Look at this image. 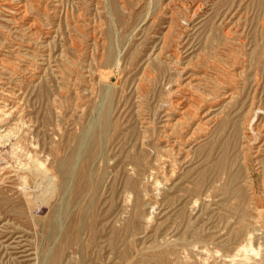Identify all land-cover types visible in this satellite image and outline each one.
Instances as JSON below:
<instances>
[{
    "label": "rangeland",
    "instance_id": "rangeland-1",
    "mask_svg": "<svg viewBox=\"0 0 264 264\" xmlns=\"http://www.w3.org/2000/svg\"><path fill=\"white\" fill-rule=\"evenodd\" d=\"M0 25V264H264V0H0ZM202 71L234 94L172 149Z\"/></svg>",
    "mask_w": 264,
    "mask_h": 264
},
{
    "label": "bare ground",
    "instance_id": "bare-ground-1",
    "mask_svg": "<svg viewBox=\"0 0 264 264\" xmlns=\"http://www.w3.org/2000/svg\"><path fill=\"white\" fill-rule=\"evenodd\" d=\"M7 1V0H6ZM105 1V0H104ZM16 2V1H15ZM18 2V1H17ZM21 2V1H20ZM23 3V2H22ZM22 3H20L21 5H19V6H15V7H17L16 8V10H15V13L14 14H12L13 16H11V17H14V18H19V19H23V21H24V23L26 24V29L29 31V32H33V31H37V30H34V29H36V24L34 23V22H32L31 21V18H30V16H29V14H28V9H27V7L24 5L26 2L24 1V4L22 5ZM6 4V3H5ZM14 4V3H13ZM7 5H9V3L7 4ZM198 5V4H197ZM110 6V5H109ZM7 7H9V6H7ZM7 7H5V8H7ZM199 7H202V6H200V4H199ZM10 8V7H9ZM5 10V9H4ZM198 10H200V9H198ZM197 10V11H198ZM5 12H6V10H5ZM10 13H11V11H9ZM13 12V11H12ZM193 12H194V10H193ZM196 12V11H195ZM33 13V12H32ZM4 14V13H3ZM3 14H1V15H3ZM190 14V13H189ZM234 14V13H233ZM232 14V15H233ZM10 15V14H9ZM172 15V14H171ZM81 16V15H80ZM193 16H195L194 15V13H193ZM192 16V17H193ZM2 17V16H1ZM6 18H8V17H6ZM228 18H229V16H228ZM11 19V18H10ZM188 19V18H187ZM186 19V20H187ZM194 19V18H193ZM15 20V19H14ZM192 20V19H191ZM227 20V19H226ZM229 20V19H228ZM12 21H13V19H12ZM224 21V20H223ZM181 22H183V21H181ZM230 22H231V20H230ZM11 23V22H10ZM173 23H174V21H173ZM185 23H186V21H185ZM184 23V24H185ZM13 24V23H12ZM11 24V25H12ZM17 24V23H16ZM187 24H188V22H187ZM19 25H20V23H19ZM233 25V24H232ZM1 26V25H0ZM180 26V25H179ZM182 26V25H181ZM229 27V26H228ZM228 27H226V28H228ZM233 27V26H232ZM1 28V27H0ZM171 28V27H170ZM4 29H5V27H4ZM49 29V28H48ZM182 29V28H181ZM25 30V29H24ZM27 30H25V31H27ZM225 30H227V29H225ZM228 31V30H227ZM3 32V31H2ZM28 32V33H29ZM7 33V32H6ZM226 33V32H225ZM229 33V32H228ZM178 34H179V32H178ZM231 34V33H230ZM26 35V34H25ZM30 35V34H29ZM226 35V34H225ZM2 36V35H1ZM27 36V35H26ZM179 37H182L183 36V33H182V31H181V34H179L178 35ZM226 36H228V35H226ZM177 37V36H176ZM179 37H178V39H179ZM181 39V38H180ZM232 39V38H231ZM167 40V39H166ZM166 40H165V42H166ZM105 41V40H104ZM177 41V40H176ZM175 41V43H177L176 45L177 46H175V47H173V48H171L170 49V53L169 54H172V55H177L178 53H177V51H178V49H180L179 47V45L181 44V42H179V41H177L176 42ZM166 43H168V40H167V42ZM166 43H163V44H166ZM169 43H171V42H169ZM4 44V43H3ZM6 44H8V43H6ZM14 44V43H13ZM162 44V45H163ZM168 44H166V46H167ZM1 46V45H0ZM171 46V45H170ZM6 47V46H5ZM15 47V46H14ZM19 47V46H18ZM7 48H8V46H7ZM12 48V47H11ZM20 48V47H19ZM118 48V47H117ZM162 48V47H161ZM164 48V47H163ZM16 50V49H15ZM17 50H18V48H17ZM24 50V49H23ZM109 50V49H108ZM164 50V49H163ZM3 51V50H2ZM11 51V50H10ZM32 51V50H31ZM264 51V50H263ZM6 52V51H5ZM8 52V51H7ZM12 52V51H11ZM16 52V51H15ZM162 52V51H161ZM160 52V53H161ZM9 53V52H8ZM168 53V52H167ZM11 54H13V53H11ZM159 54V53H158ZM181 54V53H180ZM118 55V54H117ZM157 55V54H156ZM161 55V54H160ZM162 55H163V53H162ZM264 55V54H263ZM12 56V55H11ZM182 56V55H181ZM234 56V55H233ZM16 57V56H15ZM170 57V56H169ZM262 57V56H261ZM118 58V57H117ZM117 58H116V60H117ZM154 58H156V56L154 57ZM158 58V57H157ZM166 59V58H165ZM178 59H179V57H178ZM178 59H177V61H178ZM259 59V58H258ZM109 59H107V61H108ZM155 60V59H154ZM155 61H157V60H155ZM158 61H160L159 59H158ZM172 61H176V60H172ZM172 61H171V63H172ZM217 61V60H216ZM263 61V60H262ZM261 60H260V62H262ZM118 62V61H117ZM174 62L172 63L173 64V66H174ZM109 63H110V61H109ZM171 63H169V65L171 64ZM176 63V62H175ZM214 63V62H213ZM218 62H216V64H217ZM220 63H221V60H220ZM108 64V63H107ZM119 64V63H118ZM178 64V63H177ZM180 65H181V63H179ZM223 64V63H222ZM221 64V65H222ZM176 65V64H175ZM186 65H187V63H186ZM218 65V64H217ZM220 65V68L219 67H217V68H219V69H221V67H223V65L221 66ZM172 66V65H171ZM184 66V65H183ZM215 66V65H214ZM182 67V66H181ZM185 67H190V66H185ZM166 68V67H165ZM174 68V67H173ZM184 68V67H183ZM180 69V70H178V74H179V72H180V76H179V78L181 77V75L183 74V71H184V69ZM209 68V67H208ZM214 68H216V67H214ZM225 68V67H224ZM119 69V68H118ZM175 69V68H174ZM226 69V68H225ZM171 70V69H170ZM216 71V70H215ZM219 71V70H218ZM225 71V70H224ZM19 72V71H18ZM111 72V71H110ZM15 73V72H14ZM16 73H17V71H16ZM15 73V74H16ZM20 73V72H19ZM100 74V76L102 77V78H108L109 77V75H108V72L107 73H105L104 71H100L99 72ZM193 73H195V71L193 72ZM216 73H218V72H216ZM220 73V72H219ZM187 74V73H186ZM192 74V73H191ZM213 74V73H212ZM209 75V73L207 74L206 72H204V71H202V72H199L198 74H196V75H191V76H189L190 77V79L185 83H182V82H179V84H177L178 86H177V88H175L174 90H172L171 89V92L169 91V93L172 95V96H174L175 98H173V99H171L170 101L171 102H169L170 103V105H168L169 107H168V109H167V115H165V116H167V118H165V121L163 122L162 121V123H164L163 125H164V127H166L167 129H170L171 131H169L168 133H167V131L165 130V133H167V136H169V138H170V143H171V148L172 149H178V148H180L179 146L182 144L181 143V140H180V137H179V135H178V137L176 136V135H174V134H176L175 132L177 131V128H178V125L179 124H182L183 125V123H187V125L190 127V129H192L191 130V132L189 133V135L188 136H186L185 134V139H183V140H185V142H188V140H190V139H192V138H194V135H196V134H193L194 133V131L195 130H198V128H203L204 126H206V123H209L210 124V122L211 121H213V119L215 118V117H217V116H215V114L213 113V115L211 116L210 114L212 113V112H210L211 110L208 108L209 106L210 107H212L213 105H207L208 104V101L209 100H211L212 101V99H214V98H217L218 96L222 99V100H220V101H223L224 99H226L227 97H230V96H233V94H234V90H230V89H228V90H225L223 93H222V91H221V93H219L220 95H216L217 97H215L214 95H213V93H210V94H212V95H210L209 96V94H207V96L205 95L206 93L204 92V93H200L199 92V90L197 91V88L198 89H200L201 90V87H204V86H207V85H209L210 86V84H209V82L212 80V77L211 76H213V75ZM18 75V74H17ZM221 75H222V73H221ZM221 75H219L220 77H221ZM224 75V74H223ZM223 75H222V77H223ZM228 75V74H227ZM153 76V75H152ZM218 76V75H217ZM15 77H17V76H15ZM192 77V78H191ZM226 77V76H225ZM176 78H178V77H176ZM182 78V77H181ZM224 78V77H223ZM109 79V78H108ZM214 79H216L215 77H214ZM219 79V78H218ZM101 80V79H100ZM186 80V79H185ZM220 80V79H219ZM222 80V79H221ZM224 80H226V79H224ZM93 81V80H92ZM103 81H104V79H103ZM107 81V80H106ZM215 81V80H214ZM219 82V84H220V82L221 81H218ZM223 83V82H222ZM110 84V83H109ZM214 84V83H213ZM106 85V84H105ZM225 85H228V84H225ZM11 86V85H10ZM213 86V85H212ZM215 86V85H214ZM213 86V87H214ZM106 88V87H105ZM210 88H211V86H210ZM215 88V87H214ZM206 89V88H205ZM212 89V88H211ZM213 90H215V89H213ZM224 90V89H223ZM204 91V90H203ZM216 91L218 92L219 90H217L216 89ZM210 92V91H209ZM237 92H235V94H236ZM5 97H6V95H5ZM105 97V96H104ZM2 99V98H1ZM170 99V98H169ZM219 99V98H218ZM4 104V103H3ZM168 104V103H167ZM217 104V103H216ZM6 105V104H5ZM219 105V104H218ZM217 105V106H218ZM110 106V105H109ZM6 107V106H5ZM4 107V108H5ZM8 107V106H7ZM6 107V108H7ZM10 107V106H9ZM167 107V106H166ZM254 107V106H253ZM1 108V107H0ZM2 108H3V106H2ZM5 108V109H6ZM109 108V107H108ZM209 109L208 111H206V109ZM215 108V107H214ZM222 108V111L221 112H223V107H221ZM220 108V109H221ZM226 108V107H225ZM255 108V107H254ZM258 108H259V106H258ZM257 108V109H258ZM11 109V108H10ZM9 109V110H10ZM16 109H18V108H16ZM110 109V108H109ZM165 109V108H164ZM213 109V108H212ZM216 109H217V107H216ZM250 109V108H249ZM261 109H263V108H261ZM4 110V109H3ZM13 110V109H12ZM2 111V110H1ZM109 111V110H108ZM107 111V112H108ZM263 111V110H262ZM157 112V111H156ZM172 112H175V113H177L178 114V116L175 118V120H173V121H171V116L173 115L172 114ZM264 112V111H263ZM9 113V112H8ZM109 113V112H108ZM107 113V114H108ZM216 113V112H215ZM226 113V112H225ZM250 113V112H249ZM6 114V113H5ZM12 114V113H11ZM106 114V113H105ZM219 114H221V113H219ZM224 114V113H223ZM229 114V113H228ZM253 114V113H252ZM254 114H255V112H254ZM257 114V113H256ZM0 115H1V113H0ZM9 115V114H8ZM157 115V114H156ZM217 115V114H216ZM225 115V114H224ZM230 115V114H229ZM222 116V115H221ZM109 116H107V118H108ZM227 116H225V118H226ZM253 117H255V116H253ZM228 118V117H227ZM8 119V118H7ZM219 119V118H218ZM23 120V119H22ZM109 120V119H108ZM216 120V119H215ZM214 120V121H215ZM106 121V120H105ZM110 121V120H109ZM217 121V120H216ZM107 122V121H106ZM105 122V123H106ZM249 122V121H248ZM251 122V121H250ZM208 124V125H209ZM215 124V123H214ZM213 124V125H214ZM248 124H250V123H248ZM253 124H254V122H253ZM23 125V124H22ZM105 125V124H104ZM106 125H108V124H106ZM110 125V124H109ZM107 126V127H110V126ZM185 125V124H184ZM252 125V124H251ZM181 126V125H180ZM186 126V125H185ZM250 126V125H249ZM248 126V127H249ZM188 127V128H189ZM208 127V126H207ZM206 127V128H207ZM247 127V128H248ZM255 127V126H254ZM256 127H257V125H256ZM262 127V126H261ZM186 128H187V126H186ZM185 128V129H186ZM187 128V129H188ZM181 129V128H180ZM182 129H183V127H182ZM258 129V128H257ZM261 128H260V126H259V130H260ZM203 130V129H202ZM250 130V129H249ZM251 131V130H250ZM249 131V132H250ZM254 131V130H253ZM94 132V131H93ZM96 132V131H95ZM95 132H94V134H95ZM185 132V131H184ZM199 132H201V130L199 129ZM248 132V131H247ZM255 132V131H254ZM256 132H257V130H256ZM161 133V132H160ZM163 133V132H162ZM259 134H260V132H258ZM261 133H262V135L264 136V129H263V131H261ZM253 134V133H252ZM256 134V133H255ZM259 134H258V136H259ZM158 135H160V134H158ZM163 135H165V134H163ZM93 136V135H92ZM198 136V135H197ZM251 136V135H250ZM253 136V135H252ZM261 136V135H260ZM161 137H162V135H161ZM160 137V138H161ZM173 137V138H172ZM183 137V136H182ZM172 138V139H171ZM184 138V137H183ZM182 139V138H181ZM259 139V138H258ZM255 140V139H254ZM143 141V140H142ZM160 141V140H159ZM162 141H165V139L164 140H162ZM169 142V141H168ZM248 142H251V141H248ZM258 142V141H257ZM263 142V141H262ZM81 143V142H80ZM166 143H167V141H166ZM189 143H191V141L189 142ZM82 144V143H81ZM168 144V143H167ZM185 144V143H184ZM252 144V143H251ZM258 144V143H257ZM262 144V143H261ZM260 144V145H261ZM188 145V144H187ZM186 145V146H187ZM245 145V144H244ZM248 145V144H247ZM252 145H254V144H252ZM256 146V145H255ZM182 147V146H181ZM185 147V146H184ZM244 147V146H243ZM245 147H247V146H245ZM248 149H250V145H249V147H247ZM247 148H246V151H247ZM251 148H252V146H251ZM13 149V148H12ZM171 149V150H172ZM254 149H255V147H254ZM260 149V148H259ZM180 150V149H179ZM256 150V149H255ZM84 151V150H83ZM86 151V150H85ZM170 151V150H169ZM181 151H183L182 149H181ZM181 151H180V153H181ZM165 152V151H164ZM178 152V151H177ZM251 152V151H250ZM253 152V151H252ZM260 152V151H259ZM11 153V152H10ZM173 153V152H172ZM80 154V153H79ZM158 154H161L160 152H158ZM165 154V153H164ZM166 154H167V152H166ZM188 154V153H187ZM247 154V153H246ZM245 154V156H247ZM251 154V153H250ZM256 154H257V152H256ZM258 154H260V153H258ZM263 154V153H262ZM162 155V154H161ZM169 155H171V154H169ZM180 155V154H179ZM178 155V156H179ZM252 155V154H251ZM261 155V154H260ZM78 156V155H77ZM96 156V155H95ZM160 156V155H159ZM165 156V155H164ZM172 156H174V155H172ZM254 156V155H253ZM72 157H75V156H72ZM165 157H167L168 158V155L167 156H165ZM175 157V156H174ZM180 157V156H179ZM179 157L177 158V159H179ZM36 158V157H35ZM156 158H157V156H156ZM159 158V157H158ZM258 158V157H257ZM256 157H255V159H257ZM164 159V158H163ZM169 159V158H168ZM171 159V158H170ZM174 159V158H173ZM175 159H176V157H175ZM261 159V158H260ZM38 160V159H37ZM139 160H141V159H139ZM172 160V159H171ZM67 161H69V160H67ZM66 161V162H67ZM76 161V160H75ZM142 161H143V158H142ZM141 161V162H142ZM144 161H146L145 159H144ZM143 161V162H144ZM179 161V160H178ZM259 161V160H258ZM262 161V160H261ZM34 162V161H33ZM70 163H71V160L69 161ZM147 162V161H146ZM162 162V161H161ZM160 162V163H161ZM166 162V161H165ZM174 162V161H173ZM164 163V162H163ZM28 164V163H27ZM63 164V163H62ZM69 164V163H68ZM72 164H73V162H72ZM140 164V163H139ZM145 164V163H144ZM167 164H168V162H167ZM178 164V163H177ZM64 165H65V161H64ZM64 165H62V166H64ZM161 165V164H160ZM159 165V166H160ZM166 165V164H165ZM23 166V165H22ZM34 166V165H33ZM33 166H31L32 168H33ZM41 166H43V165H41ZM158 166V167H159ZM177 166V165H176ZM39 167V166H38ZM66 167V166H65ZM70 166L68 165V168H69ZM76 167V166H75ZM171 167V166H170ZM30 168V167H29ZM35 168H37V166L35 167ZM43 168V167H42ZM41 168V169H42ZM71 168V167H70ZM155 168H157V167H155ZM24 169V168H23ZM34 170V169H33ZM37 170H38V168H37ZM37 170H35V171H37ZM39 170H40V167H39ZM65 170V169H64ZM173 170V169H172ZM43 172L42 173H44V170H42ZM62 171V170H61ZM39 172V171H38ZM37 172V173H38ZM46 172V171H45ZM64 172V171H63ZM72 172V171H71ZM66 173V172H65ZM166 173V172H165ZM164 173V174H165ZM174 173V172H173ZM71 174V173H70ZM73 174V173H72ZM89 174V173H88ZM26 175V174H25ZM47 176L48 174H44V176ZM70 176V175H69ZM68 176V177H69ZM90 177V176H89ZM24 178V177H23ZM27 178V177H26ZM42 178V177H41ZM64 175H63V180H64ZM71 178V177H70ZM66 180V179H65ZM64 180V181H65ZM69 180V179H68ZM67 180V181H68ZM39 181V180H38ZM53 181V180H52ZM66 181V182H67ZM72 182V181H71ZM65 183V182H64ZM41 184V183H40ZM68 185V184H67ZM69 185H71V184H69ZM68 185V186H69ZM133 185V184H132ZM141 185V184H140ZM41 186V185H40ZM46 186V185H45ZM71 187V186H70ZM69 187V188H70ZM63 188H66V186L65 187H63ZM62 188V189H63ZM71 190V189H70ZM40 192H42V191H40ZM38 193V192H37ZM37 195V194H36ZM28 196V195H27ZM195 203V202H194ZM153 208V207H152ZM54 223V222H53ZM56 224V223H55ZM83 226H85V225H83ZM78 228H79V226H78ZM54 229H55V226H54ZM79 230V229H78ZM82 230V229H81ZM81 233V232H80ZM81 235V234H80ZM79 236V235H78ZM81 237V236H80ZM70 242V241H69ZM80 242V241H79ZM81 243V242H80ZM79 243V244H80ZM81 245V244H80ZM79 245V246H80ZM80 248V247H79ZM86 250V249H85ZM54 256V255H53ZM54 258V257H53ZM149 258H150V256H149ZM60 259V258H59ZM85 259V258H84ZM50 260V259H49ZM55 260V259H54ZM80 260V259H79ZM134 260V259H133ZM52 261V260H51ZM81 261V260H80ZM135 261V260H134ZM55 262H56V260H55ZM58 262V261H57ZM136 262V261H135ZM134 262V263H135ZM133 263V262H132ZM56 264V263H55ZM59 264V263H58ZM79 264H81V263H79ZM140 264V263H139Z\"/></svg>",
    "mask_w": 264,
    "mask_h": 264
}]
</instances>
